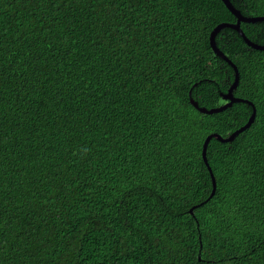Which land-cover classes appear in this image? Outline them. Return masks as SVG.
Returning a JSON list of instances; mask_svg holds the SVG:
<instances>
[{"label":"trees","instance_id":"16d2710c","mask_svg":"<svg viewBox=\"0 0 264 264\" xmlns=\"http://www.w3.org/2000/svg\"><path fill=\"white\" fill-rule=\"evenodd\" d=\"M246 18L264 0H230ZM222 0H0V264H264V51ZM264 46V21L242 23Z\"/></svg>","mask_w":264,"mask_h":264},{"label":"water","instance_id":"95a60500","mask_svg":"<svg viewBox=\"0 0 264 264\" xmlns=\"http://www.w3.org/2000/svg\"><path fill=\"white\" fill-rule=\"evenodd\" d=\"M222 1L226 5V7L229 9V11L237 18V23L236 24H221L218 27H216L211 34L210 42H211V47H212L214 53L219 58L226 61L234 69V71L236 73V80H235L234 84L230 87L228 93L223 96V99L225 101H227V104L224 105L223 107L208 111L206 108H201L199 106V104L197 102H195L193 99L191 100V103L197 109H199L201 113H204V114H214V113L222 112V111L226 110L227 108L232 107L233 104L239 103V102L250 104L253 107L254 111H253L252 117L250 118L249 122L245 126H243L241 129H239L235 133H233L231 136H229L228 138H223L221 135L213 134V135H210L206 139L205 144H204L203 156H204L205 163L208 166L209 171L211 173L212 181H213V185H214V190H213L211 197H213V195L215 194L216 179H215V176L212 172L211 167L209 166L208 159H207V149H208L210 141L214 138H216L217 140H219L222 143H228V142L234 141L237 136H239L241 133H243L245 130L249 129L252 126V124L254 123V121L256 119V114H257V110L251 102H248L246 100H242V99L235 97L234 92L237 89L239 81H240V73H239L237 66L219 49V47L217 46V43H216V37L223 29L230 28V29L237 31L242 36V38L244 39V41L247 43V45L249 47H251L255 50L264 51V46H261V45H258L256 43L252 42L245 35L243 30L241 29V24L243 22L244 23L262 22V21H264V17L246 18L242 15V13L239 10H237L233 6V4L230 0H222Z\"/></svg>","mask_w":264,"mask_h":264}]
</instances>
